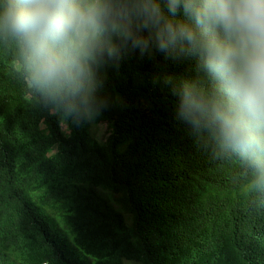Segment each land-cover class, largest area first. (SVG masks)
Segmentation results:
<instances>
[{"label":"trees","instance_id":"trees-1","mask_svg":"<svg viewBox=\"0 0 264 264\" xmlns=\"http://www.w3.org/2000/svg\"><path fill=\"white\" fill-rule=\"evenodd\" d=\"M94 73L89 116L0 39V264H264V183L180 114L213 88L196 56L126 43Z\"/></svg>","mask_w":264,"mask_h":264},{"label":"clouds","instance_id":"clouds-1","mask_svg":"<svg viewBox=\"0 0 264 264\" xmlns=\"http://www.w3.org/2000/svg\"><path fill=\"white\" fill-rule=\"evenodd\" d=\"M142 33H146L143 35ZM0 39L28 84L94 114V69L130 43L194 54L212 82L185 90L180 114L209 128L264 183V0H0Z\"/></svg>","mask_w":264,"mask_h":264},{"label":"rangeland","instance_id":"rangeland-1","mask_svg":"<svg viewBox=\"0 0 264 264\" xmlns=\"http://www.w3.org/2000/svg\"><path fill=\"white\" fill-rule=\"evenodd\" d=\"M63 131H66V125L62 124ZM91 133L94 135L96 139L99 141H104L108 136L109 130L103 124H97L91 126Z\"/></svg>","mask_w":264,"mask_h":264}]
</instances>
